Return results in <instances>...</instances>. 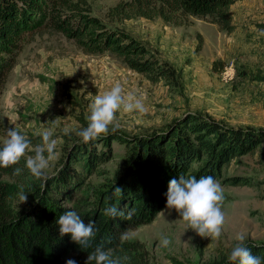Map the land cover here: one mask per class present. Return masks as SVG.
I'll return each mask as SVG.
<instances>
[{"label":"rangeland","instance_id":"1","mask_svg":"<svg viewBox=\"0 0 264 264\" xmlns=\"http://www.w3.org/2000/svg\"><path fill=\"white\" fill-rule=\"evenodd\" d=\"M45 1L50 16L42 19L36 14L28 22L14 63L0 85V148L11 127L27 135L33 145L41 142V130L54 128L59 154L47 177L62 166L65 150L82 140L75 130L87 126L95 96L116 83L126 93L142 96L148 109L144 114L120 115L117 132L127 137L165 130L187 115L227 127L264 131V0L235 3L232 32L208 18L194 16L176 23L162 18L128 19L127 13H118L116 7L132 0ZM82 16L96 18L138 40L175 71V79L153 82L111 53L87 52L64 31ZM58 117L54 125L51 120ZM65 127L74 131L65 135ZM95 144L100 150V141ZM110 144V159L84 176L64 202L80 216L95 209V193L112 179L127 155L124 144L113 139ZM221 175L225 225L220 239L200 237L165 204L150 223L113 233L115 241L139 249L133 264H226L238 234L245 235L248 247L264 243V141L254 152L235 158ZM234 178L242 184L233 185ZM0 183L14 181L4 176ZM124 232L132 234L129 240H121ZM162 235L170 240L167 247L160 244ZM87 257L69 253L66 262L73 259L76 264H86Z\"/></svg>","mask_w":264,"mask_h":264},{"label":"trees","instance_id":"2","mask_svg":"<svg viewBox=\"0 0 264 264\" xmlns=\"http://www.w3.org/2000/svg\"><path fill=\"white\" fill-rule=\"evenodd\" d=\"M239 1L243 0H132L116 9L118 13H127L128 19L162 18L176 23L187 16L208 18L219 28L232 32L235 25L231 8ZM51 12L45 0H0V85L14 63L28 22L36 14L46 19ZM64 31L87 52L111 53L150 81L175 79V71L146 46L96 18L82 16L76 25ZM111 139L124 144L127 155L112 179L95 193V209L81 216L85 223L94 221L99 229L93 247L83 250L71 241L70 235L61 237L57 221L69 211L64 202L77 190L82 178L110 159ZM97 141L102 145L100 150L96 142L79 140L73 148L65 150L66 160L57 173L43 179L33 177L24 160L10 168L0 167V177L14 181L0 183V264H66L69 253L88 256L98 245L127 257L125 264L135 263L139 249L129 242L115 241L113 233L153 221L166 204L171 179H178L179 175L221 179L225 166L254 152L264 141V131L227 127L202 116L187 115L165 130L149 135L131 138L117 132ZM16 167L22 170L20 175H14ZM239 181L234 178L232 183L242 184ZM115 186L123 190L119 198L112 196ZM21 190L28 200L20 205L17 193ZM111 205L123 210L125 216L115 219L104 216L103 210ZM132 209L135 211L131 218H126ZM249 248L253 256H264V243Z\"/></svg>","mask_w":264,"mask_h":264},{"label":"clouds","instance_id":"3","mask_svg":"<svg viewBox=\"0 0 264 264\" xmlns=\"http://www.w3.org/2000/svg\"><path fill=\"white\" fill-rule=\"evenodd\" d=\"M90 114L87 117L86 127L75 130V134L82 138L84 143H94L97 140L114 134L120 128L119 117L125 113L144 114L148 111L144 98L134 93L124 91L121 84H114L110 90L97 94L89 105ZM55 125L59 117L51 120ZM74 130L68 127L63 129L65 135ZM41 142L33 145L27 135L19 131L15 126L7 130L3 147L0 148V167L10 168L24 160L30 174L36 179H43L51 163L58 157L59 139L55 137V129L44 128L39 132ZM21 169L14 168V175H20ZM123 190L115 186L113 197H121ZM20 205L27 203L28 195L23 190L17 193ZM166 207L174 209L181 220L187 223L188 229L193 230L202 238L218 240L223 234L225 214L223 212L224 191L212 176H201L197 179L193 175H179L169 181L166 193ZM132 209L126 218H131ZM103 215L113 219L125 216L123 210L116 205H111L103 210ZM61 237L70 235L71 241L83 250L93 247L99 229L94 221L88 223L81 218L75 210L66 211L60 215L57 221ZM132 234L124 232L121 240L126 241ZM238 243L232 248L228 260L232 264H264V256H253L246 245L244 234L236 237ZM160 244L167 247L170 240L166 236L160 237ZM86 264H125L127 257L116 255L111 249L98 245L93 251L88 252ZM66 264H76L73 259H68Z\"/></svg>","mask_w":264,"mask_h":264}]
</instances>
